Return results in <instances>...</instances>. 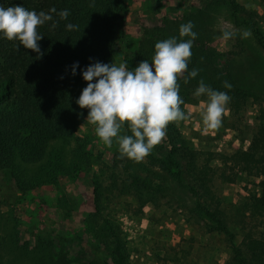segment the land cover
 Returning <instances> with one entry per match:
<instances>
[{
	"label": "rangeland",
	"instance_id": "374dc122",
	"mask_svg": "<svg viewBox=\"0 0 264 264\" xmlns=\"http://www.w3.org/2000/svg\"><path fill=\"white\" fill-rule=\"evenodd\" d=\"M224 1L123 0L114 63L119 65L138 50L141 25L151 15L165 22L171 37L179 38L180 26L191 21L197 33L191 58H196L200 79L207 81L227 62L239 86L264 96V48L253 35L241 38L240 31L248 28L233 24ZM237 1L264 14V0ZM223 30L237 34L228 41L217 39ZM206 100L184 103L181 109L189 119L176 121L175 127L188 147L214 154L213 191L238 244L243 232L237 212L247 195L256 192L258 179L222 161L235 150L248 148L253 131L261 123L258 108L249 104L239 119L226 106L221 126L205 131L202 114ZM86 120L87 116L74 136L45 142L39 160L25 162L17 152L8 174L0 172V264H40L36 254L23 251L21 244L28 241L32 245L39 235L55 238L79 234L84 229L85 214L96 209L94 189L102 214L123 238L126 264H224L229 245L220 233L191 220L194 200L171 174L156 168L147 156L139 162L122 157L117 138L111 147L105 145L96 135V126ZM122 135L121 128L118 136ZM165 146L162 141L150 153L159 157L158 150L165 151ZM116 153L122 157L118 167L113 163ZM125 165L128 172L123 169ZM130 173L147 178L150 190L133 185ZM19 184L25 191L18 188Z\"/></svg>",
	"mask_w": 264,
	"mask_h": 264
},
{
	"label": "trees",
	"instance_id": "16d2710c",
	"mask_svg": "<svg viewBox=\"0 0 264 264\" xmlns=\"http://www.w3.org/2000/svg\"><path fill=\"white\" fill-rule=\"evenodd\" d=\"M218 3V2H217ZM230 18L237 27L246 26L256 42L264 48V14L248 10L237 0H225ZM0 6H23L29 11L48 13L53 7L57 13L67 9L66 20L53 13V21L38 26L44 38L38 42L42 56L25 49L17 40L9 41L0 33V172L7 175L13 168L15 154L20 153L25 162L39 160L48 140L74 136L88 109H81L76 100L87 87L82 70L90 64L114 63L118 54V22L124 10L123 0H0ZM56 22L57 27L52 28ZM78 25L69 31L66 25ZM138 50L124 59L132 70L143 60H151L155 44L171 38L165 22L151 15L142 25ZM79 67L72 75V65ZM197 69L196 58L190 60L188 71ZM185 72L177 78L179 95L184 103L195 101L194 91L201 80L199 76L184 82ZM227 81L231 89L223 87ZM95 82V81H93ZM205 84L231 97L226 105L229 112L242 119L249 104L257 106L261 123L253 131L246 150H235L223 158L228 164L248 177L258 179L257 190L249 193L238 209L237 223L243 232L235 244V234L213 191L215 156L210 151L190 148L170 123L165 129V151L159 157H147L156 168L171 174L176 183L194 200L189 214L194 222L209 231L223 235L229 245L224 264H264V96L239 86L223 63ZM183 105V104H182ZM181 105V106H182ZM123 135H132L128 126L122 127ZM115 167L122 163L116 153ZM128 165L123 169L128 172ZM225 172L221 171L220 175ZM132 184L141 190H150L147 178L130 173ZM233 182L232 178L225 177ZM22 185L19 187L25 191ZM95 211L84 216V229L77 235L59 234L55 238L39 235L34 244L24 242L20 248L36 254L40 264H126L124 242L115 225L105 217L100 197L94 189ZM19 248V249H20Z\"/></svg>",
	"mask_w": 264,
	"mask_h": 264
},
{
	"label": "clouds",
	"instance_id": "9594fccd",
	"mask_svg": "<svg viewBox=\"0 0 264 264\" xmlns=\"http://www.w3.org/2000/svg\"><path fill=\"white\" fill-rule=\"evenodd\" d=\"M53 13L61 20H66L70 15L69 10L57 13L54 7L48 13H37L23 6H0V33L9 41L17 40L25 49L36 52L39 58L43 53L38 42L44 36L38 34L37 29L53 21ZM51 26L54 29L57 23L53 22ZM77 28L78 25L72 23L66 25L69 31ZM193 28L194 24L189 21L180 26L179 38L158 41L151 63L143 60L129 70L126 62L119 65L96 62L82 70L87 87L82 90L76 103L81 109L89 110L86 122L96 126V135L105 145L111 147L113 138H117L122 157L142 161L162 142L170 123L189 119L181 109L184 101L179 95L177 78L187 72L184 76L187 84L198 76V69L188 71L191 49L197 38ZM236 34V31L223 30L217 39L228 41ZM240 35L241 38H249L252 33L244 29ZM77 67L78 62L72 65V75L76 74ZM223 87L231 89L232 85L225 81ZM194 96L207 97L203 102L204 130L218 129L231 97L227 92L212 89L203 80L199 81ZM125 124L132 135L118 136Z\"/></svg>",
	"mask_w": 264,
	"mask_h": 264
}]
</instances>
